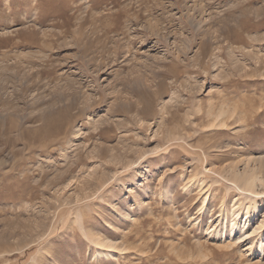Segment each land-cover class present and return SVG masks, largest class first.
<instances>
[{"label": "rangeland", "instance_id": "374dc122", "mask_svg": "<svg viewBox=\"0 0 264 264\" xmlns=\"http://www.w3.org/2000/svg\"><path fill=\"white\" fill-rule=\"evenodd\" d=\"M0 264H264V0H0Z\"/></svg>", "mask_w": 264, "mask_h": 264}, {"label": "bare ground", "instance_id": "6f19581e", "mask_svg": "<svg viewBox=\"0 0 264 264\" xmlns=\"http://www.w3.org/2000/svg\"><path fill=\"white\" fill-rule=\"evenodd\" d=\"M221 121V120H220ZM223 123V122H222ZM220 128V127H219ZM216 129V128H215ZM237 176H240L239 174L237 175ZM243 178H244V175H243ZM246 181H247V183L250 185V186H253L254 185V183H255V181H256V176H254V175H249V174H247V177H246ZM250 188V187H249ZM248 188V189H249ZM256 192H258V191H256ZM259 193V192H258ZM238 216V215H237ZM233 220H234V218H233ZM232 220V221H233ZM237 220V219H236ZM235 220V221H236ZM233 223H234V221H233ZM232 226H234L233 224H232ZM235 227V226H234Z\"/></svg>", "mask_w": 264, "mask_h": 264}]
</instances>
